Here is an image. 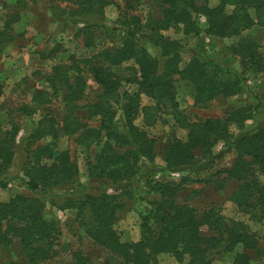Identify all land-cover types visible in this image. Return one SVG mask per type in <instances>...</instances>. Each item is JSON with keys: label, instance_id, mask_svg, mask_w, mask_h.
I'll return each instance as SVG.
<instances>
[{"label": "trees", "instance_id": "obj_1", "mask_svg": "<svg viewBox=\"0 0 264 264\" xmlns=\"http://www.w3.org/2000/svg\"><path fill=\"white\" fill-rule=\"evenodd\" d=\"M65 1L68 6L54 12V19L81 23L84 44L91 46L93 29L99 28L110 0ZM156 1L162 6L161 18L143 20L136 14H127L119 23L121 26L115 27L120 35L117 46L100 47L76 64H54L46 75L48 86L54 92L61 91L60 100L65 107L63 133H77L81 145L97 143L99 151L86 165L88 180L80 182L76 163L66 150L55 147L59 128L50 113L28 129L22 138L27 146H33L39 139L49 141L29 150L23 184L28 190L43 194L47 201L23 194L0 201V244L14 243L23 258L21 262L9 260L2 264H39L56 253L61 235L58 221L54 217L45 218L43 213L46 202L53 204L57 200L62 209L75 212V220L85 235L114 258V264H157L156 256L160 253L170 254L178 262L186 259V264H211L210 251L231 252L239 247L230 264H264V246L245 223L224 218L214 207L196 210L180 204L175 196L182 181L154 178L155 138L134 123L139 112L150 125L166 110L185 131L184 139L174 138L163 146L162 161L167 169L191 168L196 161L195 152L204 156L209 169L219 157L214 156L213 149L222 141V151H231L233 160L227 169L215 174L224 173L223 179L237 183L230 200L242 212L259 220L264 214V127L233 136L229 125L241 127L253 113L264 108V99L256 97V104L232 109L222 119L191 120L178 109L174 77L190 82L195 101L207 104L217 97L246 91L247 74H261L264 79V56L256 42L244 36L227 46L228 52L221 60L207 58L204 50L198 48L195 54L190 53L187 62H182L185 48L181 41L165 37L161 31L172 27L183 35L198 38L202 32L200 18H204L209 35L238 37L252 25L264 27V0H219L214 7L208 6V0ZM20 3L28 5L27 0H16L17 5ZM19 18L18 13L8 16L0 30V43L13 38L12 24ZM231 58L238 60L241 70L233 66ZM127 62L133 63L134 74L120 76L115 69ZM79 63L86 65L100 91L93 102L84 105L78 104L86 87ZM122 81L135 86V90L124 88ZM140 94L153 104L141 106ZM47 95L46 91H40L33 99L49 103ZM82 107L86 117L97 118L96 126L78 120L77 112ZM12 130L0 134V175H7L13 161V140L18 129ZM200 175L196 177L200 179ZM8 181L9 178L0 179V188L6 189ZM139 183L154 198L139 213V239L125 242L113 226L128 199L140 198ZM72 258L61 264L86 261L79 251Z\"/></svg>", "mask_w": 264, "mask_h": 264}, {"label": "rangeland", "instance_id": "obj_2", "mask_svg": "<svg viewBox=\"0 0 264 264\" xmlns=\"http://www.w3.org/2000/svg\"><path fill=\"white\" fill-rule=\"evenodd\" d=\"M218 2L219 0H208L207 4L209 7H214ZM27 3V6L22 3L17 5L16 0H0V30L10 14L18 13L20 17L12 24L13 38L0 43V82L2 83L0 134L12 132L13 128L18 129L15 140H13V161L7 170V175H0V179L9 178L6 189L0 188V201H5L15 194L36 195L47 201L43 194L28 190L24 186L23 168L29 161V150L31 151L37 144L46 143L49 138L39 139L33 143V146H27L26 140L22 138L31 126H36L38 120L49 113L59 128V137L55 140V147L58 150H66L70 159L76 163L78 180L80 182L88 180L86 165L99 151V145L94 143L84 146L79 143L77 133L71 135L63 133L61 126L65 107L60 100L61 91L57 89L54 92L48 86L45 81L46 75L51 73V67L54 64L75 63L80 59L89 58L100 47L117 46L120 43V35L115 27L121 26L119 23L127 14H136L143 20L151 17L159 19L162 16V6L156 0H110L104 8V19L99 21V28L93 29V44L87 47L80 31L81 23H65L54 19V12L58 13L59 8L68 6L65 0H27ZM200 25L202 32L198 38L183 35L172 27L161 31L165 37L181 41L185 48L182 53V62H187L190 53L195 54L198 48L204 50L203 53L207 58L221 60L228 52L227 46L244 36L254 40L258 51L264 56V27L262 26L255 24L243 30L238 37L221 38L208 34L204 18H200ZM231 63L236 69L241 70L237 59L231 58ZM78 65H80L86 85L83 98L78 104L84 105L93 102L100 91L86 65L82 63ZM132 65V62L124 63L115 71L120 76L131 77L134 74ZM246 79V91L230 97H217L207 104H202L195 101L191 83L175 76V99L178 109L191 120L210 117L222 119L232 109L254 105L256 97L264 99L262 95L264 79L261 74L255 73L247 74ZM122 84L124 88L129 87L131 91L135 90V86L129 85L126 81H122ZM40 91L48 93L49 103H39V99H33V96ZM139 99L141 106L153 104V101L144 94H140ZM262 102L264 103V100ZM21 108H26L27 111ZM77 116L80 122L88 126L98 124L96 117H86L84 107L79 109ZM134 123L155 138L154 178L165 181H182V187L175 196L178 203L188 204L196 210H207L214 207L224 218L245 223L255 234L258 242L264 246V214L256 220L237 208L230 200L237 183L232 179H223L224 173L215 174L216 171L227 169L233 160L231 151L226 149L222 151V141H218L213 149L214 156L219 155V157L213 156L215 161L209 169L206 168L209 163L204 160L200 152H195L196 161L191 168L167 169L162 161L163 146L174 138L184 139L185 131L176 125L173 117L166 110L150 125L145 123L139 112ZM261 127H264V108L253 113L241 127L230 124L229 132L233 136H238L243 132ZM198 175L200 179L196 177ZM204 178L210 180L205 182ZM137 194L140 198L138 200L128 199L124 210L120 212V217L113 226L120 239L125 242H134L139 239V213L143 208L148 207V202L154 198L145 193L141 183L138 184ZM43 214L47 219L52 217L57 219L61 235L55 246L56 253L49 260L39 264L68 263L72 261L76 251L81 252L86 258L84 264H114V258L85 235L83 228L75 220V212L71 209H62L59 200L53 204L46 202ZM217 250L210 251L211 264H230L234 254L240 251V247L231 252ZM250 254L254 255L253 252ZM9 260L21 262L22 254L14 243L9 246L0 244V264ZM156 263L186 264V259L178 262L170 254L160 253L156 256Z\"/></svg>", "mask_w": 264, "mask_h": 264}]
</instances>
